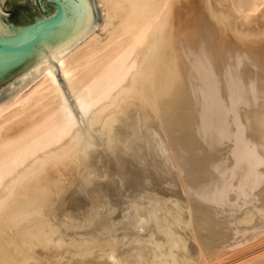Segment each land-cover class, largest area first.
I'll use <instances>...</instances> for the list:
<instances>
[{
  "label": "bare ground",
  "instance_id": "obj_1",
  "mask_svg": "<svg viewBox=\"0 0 264 264\" xmlns=\"http://www.w3.org/2000/svg\"><path fill=\"white\" fill-rule=\"evenodd\" d=\"M0 103V264H264V0H98Z\"/></svg>",
  "mask_w": 264,
  "mask_h": 264
},
{
  "label": "water",
  "instance_id": "obj_2",
  "mask_svg": "<svg viewBox=\"0 0 264 264\" xmlns=\"http://www.w3.org/2000/svg\"><path fill=\"white\" fill-rule=\"evenodd\" d=\"M103 18L98 0H0V103L53 67Z\"/></svg>",
  "mask_w": 264,
  "mask_h": 264
},
{
  "label": "flooded vegetation",
  "instance_id": "obj_3",
  "mask_svg": "<svg viewBox=\"0 0 264 264\" xmlns=\"http://www.w3.org/2000/svg\"><path fill=\"white\" fill-rule=\"evenodd\" d=\"M14 13V12H13Z\"/></svg>",
  "mask_w": 264,
  "mask_h": 264
}]
</instances>
